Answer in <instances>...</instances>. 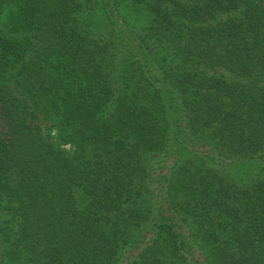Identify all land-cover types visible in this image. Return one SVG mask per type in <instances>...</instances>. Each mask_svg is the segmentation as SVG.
<instances>
[{"label":"trees","instance_id":"1","mask_svg":"<svg viewBox=\"0 0 264 264\" xmlns=\"http://www.w3.org/2000/svg\"><path fill=\"white\" fill-rule=\"evenodd\" d=\"M0 264H264V0H0Z\"/></svg>","mask_w":264,"mask_h":264}]
</instances>
